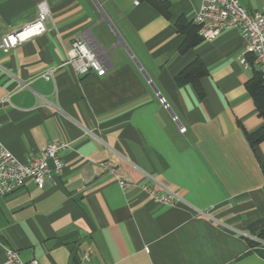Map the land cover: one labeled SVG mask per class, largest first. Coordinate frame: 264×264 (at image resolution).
Listing matches in <instances>:
<instances>
[{
  "label": "crops",
  "instance_id": "0c3cea01",
  "mask_svg": "<svg viewBox=\"0 0 264 264\" xmlns=\"http://www.w3.org/2000/svg\"><path fill=\"white\" fill-rule=\"evenodd\" d=\"M41 1L0 0V41ZM47 1V31L0 48V141L24 163L65 142L64 167L43 189L28 179L0 197V264L5 245L41 264H76L87 249L92 264H264L249 244L261 241L249 227L264 218V140L247 137L263 118L246 87L256 70L242 62L246 37L228 29L182 51L177 21H193L201 0ZM80 37L106 62L104 76L63 64ZM195 59L208 70L202 94L176 80ZM118 176L138 184L123 189ZM140 184L180 200L163 205Z\"/></svg>",
  "mask_w": 264,
  "mask_h": 264
},
{
  "label": "built area",
  "instance_id": "2783aa9c",
  "mask_svg": "<svg viewBox=\"0 0 264 264\" xmlns=\"http://www.w3.org/2000/svg\"><path fill=\"white\" fill-rule=\"evenodd\" d=\"M51 19L49 3L43 0L38 5L37 17L22 28L4 35L0 41V48L8 52L20 43L42 35L47 31V22ZM193 22L198 26L199 36L207 41L213 40L225 30L239 29L247 40L242 62L247 67L256 68L264 80V9L250 12L238 0H201ZM249 56L253 58V62L248 60ZM63 64L71 66L79 76L95 73L101 77L107 72L106 62L84 37L73 41ZM54 71L55 69L50 68L42 77L52 80ZM160 100L168 108L165 99ZM180 131L185 132L186 127L180 126ZM66 146L67 143L62 141H50L41 149L39 155L24 163L0 141V197L22 188L28 179H33L37 187L43 189L47 180L52 178V173L59 174L63 170L64 161L60 152ZM49 160H52L53 167L50 166ZM117 178L123 189L133 183L121 176ZM139 186L144 193L163 205L172 206L180 200L178 193L173 190H157L146 184ZM5 254L4 264H41L38 259L25 261L21 258L19 250L9 245H5ZM76 264H92V250H85Z\"/></svg>",
  "mask_w": 264,
  "mask_h": 264
},
{
  "label": "trees",
  "instance_id": "16d2710c",
  "mask_svg": "<svg viewBox=\"0 0 264 264\" xmlns=\"http://www.w3.org/2000/svg\"><path fill=\"white\" fill-rule=\"evenodd\" d=\"M177 28L185 34L184 42L181 45L182 51L195 46L202 40L198 33V26L193 21L189 22L184 18H180L177 21ZM248 60L253 62L251 56L248 57ZM207 73L208 70L204 62L201 59H195L177 74L176 80L178 83H192L199 93L202 94L200 80ZM246 87L255 101L260 116L263 118L261 127L247 133L250 144L255 146L264 140V80L257 69L254 75L247 81ZM249 229L253 235L264 241V218L253 222ZM249 244L252 248L256 247L258 253L264 257V244L252 239H249Z\"/></svg>",
  "mask_w": 264,
  "mask_h": 264
},
{
  "label": "water",
  "instance_id": "95a60500",
  "mask_svg": "<svg viewBox=\"0 0 264 264\" xmlns=\"http://www.w3.org/2000/svg\"><path fill=\"white\" fill-rule=\"evenodd\" d=\"M113 27V26H112ZM114 29V28H113ZM114 31H115V29H114ZM116 32V31H115ZM116 34L118 35V33L116 32ZM116 45H122V43L120 42V37L118 36V38H117V43H116ZM129 53L131 54L132 52L131 51H129ZM138 66L139 67H141V65L138 63ZM143 73H144V75H145V77L148 79V80H150V77L147 75V73L145 72V71H143ZM152 84V86H153V88H154V90H155V92L158 94V96H159V98H164L163 97V95L159 92V90L157 89V87L153 84V83H151ZM167 103V102H166ZM168 109H169V111L172 113V115L175 117V114L173 113V111H172V109L168 106ZM49 164H50V166L51 167H53V162H52V160H49Z\"/></svg>",
  "mask_w": 264,
  "mask_h": 264
},
{
  "label": "rangeland",
  "instance_id": "374dc122",
  "mask_svg": "<svg viewBox=\"0 0 264 264\" xmlns=\"http://www.w3.org/2000/svg\"><path fill=\"white\" fill-rule=\"evenodd\" d=\"M260 240V239H259ZM260 243H262V241H259Z\"/></svg>",
  "mask_w": 264,
  "mask_h": 264
}]
</instances>
